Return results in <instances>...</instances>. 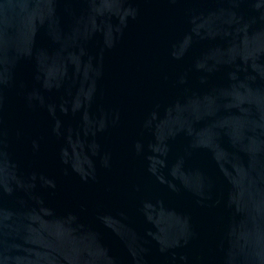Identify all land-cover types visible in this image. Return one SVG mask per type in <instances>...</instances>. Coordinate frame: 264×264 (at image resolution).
Instances as JSON below:
<instances>
[{
  "label": "water",
  "instance_id": "95a60500",
  "mask_svg": "<svg viewBox=\"0 0 264 264\" xmlns=\"http://www.w3.org/2000/svg\"><path fill=\"white\" fill-rule=\"evenodd\" d=\"M120 0H0V167L68 64Z\"/></svg>",
  "mask_w": 264,
  "mask_h": 264
}]
</instances>
